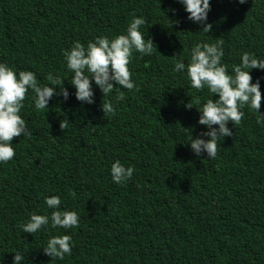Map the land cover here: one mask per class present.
<instances>
[{
  "label": "trees",
  "instance_id": "16d2710c",
  "mask_svg": "<svg viewBox=\"0 0 264 264\" xmlns=\"http://www.w3.org/2000/svg\"><path fill=\"white\" fill-rule=\"evenodd\" d=\"M133 15L145 19L141 31L157 51L133 54L138 91L124 90L117 100L114 89L105 98L116 116L104 117L98 89L93 105L81 106L71 95L36 111L26 98L22 116L31 134L14 138V158L0 164V264H12L16 250L25 264H264L258 114L243 109L240 124L228 125L233 135L218 143L217 157L197 158L187 147L203 130L195 108L214 97L172 71L174 54L183 50L187 62L197 42H219L229 71L244 52L264 58V0H211V37L199 33L175 0H0V63L34 72L41 84L49 73L60 74L74 93L62 50L122 34ZM252 76L261 78L264 114V72ZM116 160L135 169L122 185L111 181ZM53 195L62 210L78 213L79 226L22 233L18 225L44 214V197ZM60 234L71 235L72 253L51 262L41 248Z\"/></svg>",
  "mask_w": 264,
  "mask_h": 264
},
{
  "label": "clouds",
  "instance_id": "9594fccd",
  "mask_svg": "<svg viewBox=\"0 0 264 264\" xmlns=\"http://www.w3.org/2000/svg\"><path fill=\"white\" fill-rule=\"evenodd\" d=\"M241 5L247 0H237ZM181 6L186 19L200 29L199 33L212 32L213 24L208 17L211 11V0H175ZM175 13L176 9H170ZM146 21L143 17L133 15L122 34L109 38L101 35L83 44L73 42L69 49H63L62 55L67 72L71 73L67 84L74 89L70 93L60 74H48L46 84H41L32 71L16 70L6 63H0V164L11 161L15 156L13 139L30 136L26 120L22 116L26 98L30 99L36 111L49 109L50 101L63 97L67 102L71 95L81 106L93 105L95 92L98 89L103 96L101 109L104 117L117 115V108L111 102H104L114 89L116 99H124V90L138 91L139 86L133 79L130 64L133 54L140 57L152 56L157 45L149 35L141 31ZM179 21H172V25ZM210 36V35H209ZM211 37V36H210ZM224 50L219 42H197L188 51L185 62L183 50L174 54V73L186 74L187 80L197 91L207 90L209 96L205 103L195 108L198 113V125L203 130L187 143L191 153L197 158L207 157L213 160L218 154V143L233 135L229 124L235 128L240 124L247 108L256 113V124L264 128V114L259 112L262 102L261 78L253 81L252 72H264V58L253 53L244 52L238 64L228 66L222 63ZM193 109L192 102L185 106ZM60 128L65 129L63 120ZM110 176L112 183L122 185L133 178L135 169L125 166L120 160L111 164ZM44 214L32 213L26 222L18 225L24 234H35L63 229L64 232L79 226L80 217L76 211L61 208L58 195L46 196ZM72 238L68 234L52 235L41 248L44 255L55 260H64L72 253ZM12 264H25L24 254L16 250L12 253Z\"/></svg>",
  "mask_w": 264,
  "mask_h": 264
}]
</instances>
